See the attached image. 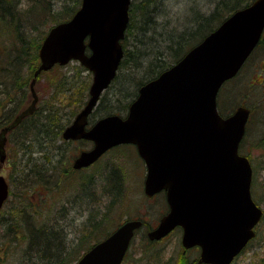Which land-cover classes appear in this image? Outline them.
<instances>
[{"label":"water","instance_id":"95a60500","mask_svg":"<svg viewBox=\"0 0 264 264\" xmlns=\"http://www.w3.org/2000/svg\"><path fill=\"white\" fill-rule=\"evenodd\" d=\"M130 4L131 0H81L70 21L49 30L31 82L34 99L0 131V162L6 157L8 131L36 107L35 78L56 64L78 60L92 73L89 98L62 138L89 140L93 146L76 157L73 168L88 167L114 146L135 145L147 169L144 194L152 197L165 191L168 204V214L148 231L149 240L158 241L181 227L183 246L201 249L198 264H229L255 237L253 229L263 211L251 197V163L238 152L250 108L242 105L222 117L216 97L260 42L264 0L229 15L173 67L142 85L126 118L108 115L87 128L122 60L120 41ZM7 198L8 185L0 175V209ZM142 225L138 219L124 221L76 264H121Z\"/></svg>","mask_w":264,"mask_h":264},{"label":"trees","instance_id":"16d2710c","mask_svg":"<svg viewBox=\"0 0 264 264\" xmlns=\"http://www.w3.org/2000/svg\"><path fill=\"white\" fill-rule=\"evenodd\" d=\"M58 1L61 6L58 11H54L52 0H0V29L3 31V39L0 38V128L14 120L32 98L30 81L39 65L38 48L49 28L59 22L69 20L81 5V0ZM131 1L129 25L125 32V39L122 41L124 58L114 82L108 88L117 91V99L114 101L115 104L109 100L108 106L106 104L102 107L104 101H107V94H104L92 113V119L111 114L126 115L128 107L137 96L142 84L151 81L162 71L170 68L184 57L189 49L215 30L227 16L255 0H219L216 2L215 11L210 15L203 16L198 11H194L192 19L184 20L185 23L189 22L190 26H184L182 32L162 30L159 33H156V30L165 29L168 24L157 22V19L168 15L161 0ZM26 3L27 5L30 3L31 6L26 8ZM41 25L44 27L43 30H41ZM132 31L135 32L133 41L129 39ZM261 40L258 50L262 48L264 50V36ZM61 68L64 67L55 66L49 72H41L36 79V87L40 85V78L43 75L54 69L59 71ZM72 71L76 73L67 78L69 82L66 76L58 78L49 90L51 96L39 97L35 111L8 133L7 162L11 168H9L11 210L2 211L0 214V230L2 231L0 234V264L65 263L60 258L63 254L65 255L66 251L64 250L65 244L61 245V239H59L61 230L58 223H52L51 217H43L42 209L45 201L36 203L33 200L35 194L39 195L41 191L50 199L53 198L55 189L60 186L66 175L73 173L70 169L73 155L69 156L67 149L73 143L63 140L61 134L74 119L75 114L85 105L84 101L88 95L86 90L90 82L81 81L79 83V74L87 71L80 65L73 67ZM139 74L142 77L134 86L135 91L129 93V85L134 84V77ZM59 96L63 98L62 104L57 103ZM120 102L124 105L118 109ZM67 103L71 110L68 119L63 122ZM227 110V108L224 109L223 116L230 115L234 111L227 113ZM90 121L93 122V120ZM262 140L264 141V137ZM263 144L264 142H261L260 147ZM242 145L243 142L239 152H241ZM35 153L40 156L35 157ZM241 154L250 158L248 154L242 152ZM110 170L113 169L110 168ZM56 172H59V175L53 183L50 179L55 178ZM109 174L106 180L110 181V184L106 188L109 194L112 193L116 198L118 191H113L111 187L114 182V172ZM90 178L89 184L81 183L84 191L88 188L86 192L91 186V189L95 187L94 177ZM90 192L93 195V190ZM52 210L53 207L46 215H53ZM99 215L100 218H98ZM108 215L105 212L91 214L84 226L92 230L86 232V235L81 238L80 241L84 239L83 244L87 240L90 241L86 244L91 241L92 243L98 242L112 232L107 230L103 233L102 231L107 228L103 225V221ZM101 233L105 235L102 236ZM84 250L80 248V252Z\"/></svg>","mask_w":264,"mask_h":264},{"label":"rangeland","instance_id":"374dc122","mask_svg":"<svg viewBox=\"0 0 264 264\" xmlns=\"http://www.w3.org/2000/svg\"><path fill=\"white\" fill-rule=\"evenodd\" d=\"M217 1L219 0H161L162 6L168 15L157 19V22L159 24L163 22L168 24H166L167 27L165 29L158 28L156 33H159L162 30L166 32H173L174 30L182 32L184 26H190L188 24L189 22L185 23L184 20L192 19L194 11H198L203 16L210 15L215 11ZM52 3L54 11H58L61 6L59 1L52 0ZM29 5L30 3H28V5L26 3L25 7L27 8ZM42 26L43 25L40 26L41 30L44 29ZM2 35L3 31L0 29L1 39H3ZM130 36L129 39L133 41L135 32L132 31ZM77 65L76 62H72L70 65L61 68L59 71L54 69L51 70L50 73L43 75L40 78V85L36 87L39 97L42 95L44 98L51 96L49 90L51 89V85H54L58 78L66 76V80L69 82L70 80L67 78L76 73V71L72 70L73 67ZM130 71L131 70H129V72ZM140 74L139 76L134 77V84L132 86L129 85V93L135 91L134 86L137 85V81L142 77ZM79 75V83L81 81H83V83L88 81L91 84V75L87 71H84ZM258 84L262 85L258 86ZM88 88L86 90L88 95L85 98V101H87L89 96ZM107 90L108 91L104 93L107 94V101H104L105 103L102 107L106 106V104L108 106V103L110 102L115 104L114 101L117 99V91L115 89ZM57 98V103L59 102V104H62L64 102L61 101L63 99L61 96ZM217 98V109H219V112L222 115L224 109L227 108V113H230L235 107L242 104L251 109L250 120L247 124V132L243 140L241 152L250 156V158H248L254 168V178L251 184V197H253L256 204L264 210V144L260 147L261 142H264L262 140L264 137L263 48L262 50H258V47L255 49V52L251 55V58L238 75L222 85ZM128 99H126V101ZM122 101L124 102L125 100ZM123 102L119 103L118 109L124 105ZM66 107L67 108L64 109L63 122L68 119V114H70L69 112L71 110L68 103ZM100 109L102 110L104 108ZM227 113L225 115H227ZM98 118L99 117H97V119ZM97 119L91 118L90 120H93L94 122ZM90 147L91 144L89 142L86 143L81 141L73 143V145L68 146L67 149L69 150V156L73 155L74 158L81 150H87L90 149ZM34 155L35 157L40 156L38 153H35ZM9 168L10 167L7 164L0 170V174L6 179H8ZM110 168L113 170L111 171ZM145 171L146 168H144L143 161L141 157H139L135 147L123 145L119 148H113L101 156L99 161L87 170L73 171V173L67 174L63 182H60V186L55 189V196L53 198L50 199L48 195L42 194V191L39 193L40 196L37 195L38 193L35 194L34 202L39 203L45 201L42 209L43 217H51L50 219H53L51 222L58 223L57 225H59V229L61 230L59 233V239H61V245H63V243L65 244L64 250L66 251L65 255L63 254V256L60 257L61 260H63V263L65 262L64 264H74L80 257V248L87 250L91 246L90 244H93V241L86 244L90 240H87L84 244L82 243L84 239L80 241L81 238L86 235V232L92 230V228L87 229L84 224L86 225L93 212H105L106 214H109L106 217V220L103 221V225L107 227L102 230L103 233H106L107 230H110L109 232L113 231L120 223H123L125 219H141L143 221L145 227L136 232V237L130 246L131 251L126 256L125 264L186 263L184 255L180 253V233H173L168 240L161 244L148 245L149 242L147 241L146 232L157 226V221L166 213L167 208L162 194H157L153 198H147L144 195L143 183ZM110 172H114V182L111 187L113 191H118V196L116 195V198L112 193L109 194L108 189L106 188L107 185L109 186L110 184V181L106 180V177ZM58 175L59 172H56L55 178L50 180L55 183L57 180L56 176ZM110 175L111 174H109V176ZM90 177H94V180L96 181L95 187L94 189H91V186L86 192L88 188L84 191L81 183L89 184ZM105 188L106 190H104ZM91 190L94 192L93 195H91ZM104 191H107L108 193ZM48 192L49 191H47V193ZM10 199L11 198H9L4 204L2 211L8 210L7 212H9L11 210L9 205ZM52 207V212H54V214L46 215L47 212L51 211ZM62 208H64V210H62ZM100 217L101 216L99 215L98 218ZM262 219L263 221L257 229L258 234L256 238L248 245L245 253L237 258L235 264H264V216ZM1 232L2 231L0 230V234ZM104 235L105 234H102V236ZM103 238L104 237H102L101 240ZM187 255L196 256V253L192 252Z\"/></svg>","mask_w":264,"mask_h":264},{"label":"flooded vegetation","instance_id":"af4514ba","mask_svg":"<svg viewBox=\"0 0 264 264\" xmlns=\"http://www.w3.org/2000/svg\"><path fill=\"white\" fill-rule=\"evenodd\" d=\"M258 85H262V84H258ZM76 142H81V141L80 140H76L75 142H71V143H76ZM166 208H167V204H166ZM166 212H167V210H166ZM175 232L180 233V236H179V248L181 249L180 253H182L184 255V257H185V259H184L185 262H186L185 264H198V261H199V258H200V248L198 246L192 247V249H184L182 247V245H181V237H182L181 228L180 229L179 228H176L175 230H173L172 232H170L167 237L159 240L158 242H150V241L147 240L149 242L148 245L151 246V245L161 244L164 241L168 240L169 237H171L173 235V233H175ZM247 248H248V246L243 251H241L240 254L237 255V257L234 258V260L230 264H235L237 262V258H239L240 256H242L245 253V251H246ZM130 249H131V247L129 248L127 254L125 255V260L121 264H125V262H126V256L131 251ZM161 251L164 252L163 250H161ZM192 252L196 253V256H189V255H187L188 253H192Z\"/></svg>","mask_w":264,"mask_h":264}]
</instances>
